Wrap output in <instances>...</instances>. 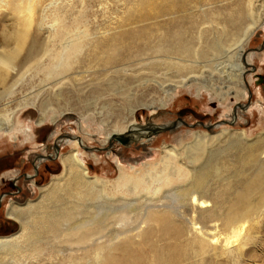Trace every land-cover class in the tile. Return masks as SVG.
<instances>
[{
	"label": "bare ground",
	"instance_id": "bare-ground-1",
	"mask_svg": "<svg viewBox=\"0 0 264 264\" xmlns=\"http://www.w3.org/2000/svg\"><path fill=\"white\" fill-rule=\"evenodd\" d=\"M115 1L0 0V22L10 21L0 28V132L17 128L15 115L24 100L11 98L23 69L34 68L44 73L42 81L56 99H64L71 90L64 86L78 79L80 85L72 84L83 92L89 87L91 95L103 97L112 90L131 106L129 123L116 122L103 143L125 140V146L149 150L165 131L173 141L163 143L157 161L127 168L117 160L119 174L109 178L92 175L80 150L92 136L89 131L79 139H60L57 145L64 141L72 147L58 155L61 173L39 187L36 198L10 200L8 215L18 230L0 235V264H240L249 246L260 243L264 132L250 137L245 129L214 130L220 124H208L211 132L184 133L177 131L178 122L155 120L141 128L131 123L140 107L156 112L155 119L164 116L179 88L193 83L199 93L204 88L221 102L245 91L248 59L243 54L257 29L264 28V0H121L124 6L115 16L107 14L110 20L94 24L95 7L109 9ZM213 4L208 13L206 6ZM193 7L199 19H193ZM225 13L231 20L218 22ZM210 31L218 33V41L210 39ZM209 52L215 59L207 61L211 66L203 63L210 69L206 78L205 72L199 73L203 78L189 74L169 85L167 79L139 78L143 70L158 73V66L194 69L186 57L207 58ZM116 79L119 88L113 90ZM151 82L163 95L144 99ZM39 106L41 124L46 108ZM239 117L237 109L232 118ZM28 129L20 131L30 134ZM45 151L41 161L53 155ZM91 156L100 159L95 151Z\"/></svg>",
	"mask_w": 264,
	"mask_h": 264
},
{
	"label": "rangeland",
	"instance_id": "rangeland-1",
	"mask_svg": "<svg viewBox=\"0 0 264 264\" xmlns=\"http://www.w3.org/2000/svg\"><path fill=\"white\" fill-rule=\"evenodd\" d=\"M120 2L121 0H116L114 5L109 7V9L104 7L106 6L105 4L104 6L98 5L95 7L94 10L95 13L97 12V18L94 21V24H101L110 20L109 16L111 17V14L112 17L115 16L113 12L115 10H121L124 6V4H122L123 2ZM214 6L216 5L213 4L210 5V7L206 6L207 12L210 13L211 10L215 8ZM105 11H108L110 14L106 13ZM191 12L194 13L193 19H199L196 7H193ZM92 17L93 16H90L89 18ZM217 20L220 23H225L231 20V16L227 15L226 13L220 14L217 17ZM246 23L247 21L245 20V24ZM9 24V18L5 17L4 20L0 22V28ZM216 25L217 24L215 23L213 24L215 27ZM209 37H211L210 39L212 41H218L219 35L216 33V31H210ZM263 43L264 28H258L246 47V57L248 59L247 63L250 65H247L246 62L244 64L246 65V72L244 74L246 90L243 92L240 90L241 94L239 93L238 97L230 95L221 102L216 96L212 98L210 93L204 88L199 93L197 84L193 83V85L189 87L187 86L179 88V91L174 98L175 100H173V102L165 109L164 116H160L158 118L163 120L164 118L181 117L190 125L197 124L192 128L187 125H183V127L181 126L182 128H180L182 131H180L184 133L188 129H194L200 133H205L206 131L211 132L212 130L206 128V126L209 125L202 126L198 124L201 121L207 124H209L208 122L216 124L220 123L223 121V119H227L225 115L228 113H231L233 117L235 105L238 103H246L244 108L238 107L240 116L239 119L233 120L231 117L230 121H233L232 124L222 123L213 129L220 130L223 127H229L236 130L245 129L250 137H255L259 133L264 132V79L262 81V78L260 79L259 77V75H262L264 78V47L261 50L256 49ZM223 49H228V46L222 48V51ZM232 52H235V49ZM222 55H227V53L220 54V56ZM236 55V53L233 54L234 57L232 58H236ZM186 59H188L189 63H191L196 69L194 68L190 70L188 69L179 71L166 67L160 68L158 66V73L156 72L154 74L149 70H143L141 71L142 75L139 78L146 77L150 79L154 77L162 79V81L167 79L166 84L168 85L172 82L171 79L176 80L179 78V76L187 77L189 74V77L191 78H206L210 69L205 65L207 64L211 66L213 63L211 62L208 64L207 61H213L215 56H212V52H209V56H207V58H195L194 56H190L188 58L186 57ZM204 62L206 64H203ZM196 64L199 65L197 66ZM203 67L206 68L202 69ZM201 72H205L203 77L199 75ZM23 73L25 74L22 75L21 79L16 85L17 92L15 95L13 94L14 97L11 98L13 100L14 98H17L18 100L23 99L25 101L24 102L22 100V109L20 107L15 115V123L17 124V128L11 133L0 132V158L6 159L7 163L14 164L13 168H6L3 173L0 174V195L6 190H16V186L12 181L14 173H25L31 171L29 172V175H33L32 171L35 170L38 172L34 178L32 177V179H27L22 174V176L18 178V184L21 186L22 191L13 195H4L5 198L0 204V235H9L18 230L17 222H13V220L8 215L10 200L14 199L15 201L24 203L28 199L36 198L39 194L38 188L49 184L54 176L61 173L62 163L58 155L67 154L72 149V147L67 142L61 141V143H58V149L56 150L57 142L60 139L69 138L70 135H74L76 139H79L80 137L84 136L85 131H89L92 136H90V138H85L84 147L81 146L80 150L84 152V159L92 175L109 178H116L119 174L116 165L117 160L127 166V168H129V165L131 164L137 165L138 163L139 167L142 162L157 161L162 155L161 153H163V150L161 149L163 143L165 141L169 143L173 141L174 135L172 133L163 132L164 134L158 136L155 141L151 143L152 145L150 144L148 146L150 148L149 150H145L143 147L136 145L130 147L125 146V144L119 141H114L113 144H105L103 142L106 136V131L114 129L116 122L121 123L122 121L125 122V124H128L129 120L131 119V106L126 104L120 96H118L115 92H111L112 90H106L107 92L102 91L104 93L103 97L98 96L100 92L97 93L98 95H91L90 90H88L89 87L83 92L82 88L80 89V87L75 86V84H81L78 82L79 80L73 79L74 81H68L70 83L66 84L64 86L65 88H63L65 90L71 88L70 92L65 91V100L56 99L55 97H52L53 95L51 94V89H49L47 86L48 82H44V80L42 81V79H44L43 72L37 71L34 68H29V71L23 69ZM191 78L186 79V81L190 80ZM93 80L96 82H101V80L97 81L95 78ZM73 82H75V84H72ZM102 82H104V80H102ZM117 83L118 80L116 79L114 81L113 90L119 88ZM150 85H152L151 89L149 86L146 88L147 90L145 89L146 91L144 95L141 94L144 99L150 100L163 95L162 90L156 88L153 82H151ZM87 94L89 96L88 98L86 97ZM11 99L6 98L3 100L4 102H7ZM32 101H35V105L31 104ZM41 103L43 108H46L45 110L47 114L45 113V121H43L41 124H38L37 122L41 115V108L39 104ZM15 104L16 101H13L9 105ZM47 105L48 107H46ZM88 110L90 111L86 113ZM100 110L103 112L99 113ZM135 113L136 115L134 114L135 116H133L135 122L132 120L131 124L134 125L136 123L135 125L138 127H145V120L156 114V112L150 110L147 107L137 108ZM54 117L56 118L55 120ZM27 125L29 126L28 130L30 134L20 131V129H24V127ZM44 149H46V153L48 152V154H53L51 155L53 158L47 157V159H42V161H45L39 165L37 170V168H35L33 165V161L38 158L37 162L38 164L40 163L41 157L39 158V155L44 152ZM93 151L99 154V161H95L91 156ZM109 151L112 153L108 154ZM148 153H150V156L146 157V154ZM29 179H34L36 181V184L33 187L31 186ZM14 196H17V198ZM257 225L260 234V238L257 241L260 243H253L249 246L247 253L245 252L244 259L240 262V264H264V218L260 219Z\"/></svg>",
	"mask_w": 264,
	"mask_h": 264
},
{
	"label": "flooded vegetation",
	"instance_id": "flooded-vegetation-1",
	"mask_svg": "<svg viewBox=\"0 0 264 264\" xmlns=\"http://www.w3.org/2000/svg\"><path fill=\"white\" fill-rule=\"evenodd\" d=\"M262 78V81H263V77H262V75H261V77H260V79ZM152 116H155V115H152ZM152 116H150L149 118H147L145 121V123L147 124V123H151V122H154L155 120H159V121H167V122H169V123H172V124H176L177 122V124H181V126L183 127V125L184 126H189V127H194L195 125H197V124H188L183 118H181V117H173V118H164L163 120H160L158 117H156L157 119H155V118H153ZM161 117H163V116H161ZM223 120H226V119H223ZM230 120V119H229ZM209 123V125H211V124H214V123H211V122H208ZM198 125H202V126H205V125H208L207 123H205V122H200ZM181 127V128H182ZM170 128V127H169ZM162 130L163 129H161V132H162ZM165 130H168V128L167 129H164L163 131H165ZM181 129H179V130H177V131H180ZM158 131H160V129H158ZM165 133H169L168 131H165ZM163 134V133H162ZM158 137V136H157ZM156 137V138H157ZM155 138V139H156ZM155 139L152 141V142H154L155 141ZM57 150V149H56ZM55 153H57V152H55ZM38 157V156H37ZM37 160H38V158L37 159H35L33 162V165L35 166V168H37V170H38V168H39V165L43 162V161H45V160H43V161H41L40 160V163L38 164V162H37ZM14 167V164H12V163H7L6 162V159H1L0 158V174L1 173H3V171L7 168V169H11V168H13ZM29 172H31V171H28V172H25V173H18V172H16V173H14L13 175H11V176H13L12 177V181H13V184L16 186V190H14V191H12V190H6L4 193H2L1 195H0V204L2 203V201L4 200V198H5V196L6 195H13V194H16V193H20L21 191H22V188H21V186L18 184V178L19 177H21L22 176V174H23V176L24 177H26L27 178V175H29ZM33 172V178H34V176L37 174V172L38 171H32ZM32 174V173H31ZM28 179V178H27ZM20 182V181H19ZM36 182V181H35ZM5 195V196H4ZM14 197H16L17 198V196H14Z\"/></svg>",
	"mask_w": 264,
	"mask_h": 264
},
{
	"label": "water",
	"instance_id": "water-1",
	"mask_svg": "<svg viewBox=\"0 0 264 264\" xmlns=\"http://www.w3.org/2000/svg\"><path fill=\"white\" fill-rule=\"evenodd\" d=\"M264 47V43L260 46V47H258V48H256L257 50H261L262 48ZM246 53H244L243 54V58H245L246 57V55H245ZM247 65H250V64H247ZM253 66V65H252ZM253 69H254V67H253ZM259 77H261V75H259ZM238 107H240V108H244V105L243 104H241V103H238L237 105H235L234 106V112H236V110L238 109ZM221 123H233V122H231V121H229V120H223V122H220V123H214L213 125H211L212 127H214L215 125H218V124H221ZM121 143H123V144H125V140H121ZM57 148L56 149H58V145L56 146ZM48 157H50V158H53L51 155L50 156H48ZM34 163V162H33Z\"/></svg>",
	"mask_w": 264,
	"mask_h": 264
}]
</instances>
